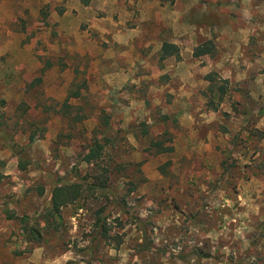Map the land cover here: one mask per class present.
<instances>
[{
  "label": "rangeland",
  "instance_id": "obj_1",
  "mask_svg": "<svg viewBox=\"0 0 264 264\" xmlns=\"http://www.w3.org/2000/svg\"><path fill=\"white\" fill-rule=\"evenodd\" d=\"M1 123L0 264H264V0H0Z\"/></svg>",
  "mask_w": 264,
  "mask_h": 264
},
{
  "label": "trees",
  "instance_id": "obj_2",
  "mask_svg": "<svg viewBox=\"0 0 264 264\" xmlns=\"http://www.w3.org/2000/svg\"><path fill=\"white\" fill-rule=\"evenodd\" d=\"M178 52H179V48L176 45L170 43H163L159 51V59L160 61H163L174 55L177 56ZM208 53H209V49L207 48H197L195 49L194 55L196 57H200ZM207 79L210 85H212L214 79L211 76H207ZM219 92H220L219 96L221 98L225 92V88L220 87ZM103 125L105 126L108 125L107 119L103 122ZM0 141H2V143H11V138L9 134H7L5 130L2 128V123L0 124ZM102 141L104 142L106 141V134H103L101 138L93 139V141L90 142V144H87L85 146L84 152L80 156L81 157L79 160L80 163H84L86 165H96L101 168V166L98 163L102 161L104 155V149H105V144H102ZM152 145H154V147L158 149L156 152L158 154H165L172 151L171 148H163L162 144L158 142L157 143L153 142ZM77 173L78 170L75 171V175H77ZM99 178L100 176L97 177V179ZM93 186L101 191L105 189V184L100 182L93 184ZM80 189H81L80 184L63 183L55 186L51 191V195H50V202L52 204V208L58 211L61 207L67 206L68 204L73 202L74 199L79 194ZM100 228H101L100 230L101 235L108 237V233H109L108 230L104 228L102 225L100 226ZM28 233L34 235L35 237H37L38 234L36 230H30V229L28 230Z\"/></svg>",
  "mask_w": 264,
  "mask_h": 264
}]
</instances>
